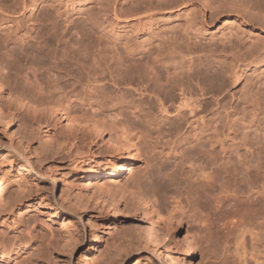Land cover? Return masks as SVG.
<instances>
[{
    "label": "rangeland",
    "instance_id": "rangeland-1",
    "mask_svg": "<svg viewBox=\"0 0 264 264\" xmlns=\"http://www.w3.org/2000/svg\"><path fill=\"white\" fill-rule=\"evenodd\" d=\"M2 1L17 9V14L9 18L0 14V64L5 65L6 57H10L14 74L5 78L6 89L15 87L17 80L24 93H30L23 78L29 67L48 84L69 70H74L75 76L81 74L85 81L87 73L98 66H93L84 55L79 56L77 48L68 43L76 40V36L83 45L116 49L122 55L126 54L127 46L132 47L142 52L136 51L135 58L160 50L163 55L172 56L171 69L183 61L180 53L192 48L197 69L191 76V87L199 91L208 89L200 92L208 93V97H199V106L193 113L182 111L185 115L182 125L191 143L178 141L174 136L164 140L165 151L169 153L166 158L170 161L162 166L150 165L146 154L126 166L128 156L108 155L101 140L92 146L87 142L67 143L66 121L47 120L3 95L4 99L0 98V235L26 238L27 248L21 255L23 264H112L115 261L176 264L179 254L172 233L166 234L156 214L145 212L132 201L127 206L112 203L99 191V185L106 182V175L111 172L106 167L119 164L125 170L108 179L116 180L119 186H132L153 175L160 184H172L173 173L183 168L190 172L187 158L204 142L205 150L210 152L208 161L218 162L215 170L222 174L221 184L231 187L229 194L245 202L238 207L240 213H225L223 218L241 219L248 246L264 248V0H227L231 6L224 3L213 22L209 21V11L204 13L189 4L183 6L181 0H152L161 6L146 23L127 21L122 16L117 20L114 9L125 14L148 5L151 0ZM22 2L26 5H21ZM234 2L236 7L238 2H250L255 8L254 19L246 16L241 19L240 7L236 10ZM204 15L208 25L202 27L199 21ZM40 34L47 38L45 46L41 44ZM83 35H90V40L82 39ZM255 39L263 64H241L239 60L254 50L251 42ZM235 46L241 47L242 52L231 51ZM101 63L110 66V71L117 68L111 60ZM5 72V75L9 73ZM180 77L177 74L175 79ZM69 89L77 94L85 92V87L79 85ZM16 93L26 95L21 91ZM73 100L75 108L81 106L78 98ZM113 112L121 114L123 119L127 117L126 107H116ZM218 140L224 144L223 148ZM174 146L178 148L176 153ZM148 149L144 146V153ZM254 149L258 152L256 161L248 163ZM157 157L160 156H154ZM82 169L88 172L83 173ZM192 170L189 176L194 175L195 179L201 168ZM49 175L56 180L54 191ZM186 175L180 185H174L181 202L191 188ZM202 179L199 177L196 182ZM256 198L262 200L260 213L254 211L258 207L249 209L246 205L247 199ZM165 204L170 210L174 207L171 198ZM188 228L191 225L184 221L175 236L183 238ZM238 235L233 231L223 239L225 244L220 253L226 256V264H233ZM217 250L202 240L191 264H219L223 258L221 255L217 259L214 254ZM119 256H123L122 261ZM184 260L189 261L187 257Z\"/></svg>",
    "mask_w": 264,
    "mask_h": 264
},
{
    "label": "bare ground",
    "instance_id": "bare-ground-1",
    "mask_svg": "<svg viewBox=\"0 0 264 264\" xmlns=\"http://www.w3.org/2000/svg\"><path fill=\"white\" fill-rule=\"evenodd\" d=\"M149 2L148 5L130 10L125 14L122 10L115 8L114 16L118 18L117 20L122 16L127 21L146 23L150 20L152 13L161 6V4H153L152 0ZM226 2L227 0H181L183 6L189 4L204 13L209 11L210 22H213L217 10L228 4ZM239 3H237L238 7L235 3V7L236 10L240 7L241 19L244 20L245 16L254 19L255 8L253 9L249 5L250 2H248L249 4L242 2L240 5ZM22 4L26 5L24 2ZM0 14L9 18L11 15L17 14V9L0 0ZM206 16L200 18L199 22L202 27L208 25ZM89 36L83 35L82 39L88 37L90 40ZM39 39H42L41 44L45 46L47 38L40 34ZM75 39L73 42L68 41L71 47L77 48L78 55H84L93 63V66H98L95 70L87 73L88 78L85 81L84 78H81V74L80 77L75 76L72 74L75 71L69 70L65 76H60L54 83L48 84L39 77L37 71L29 67L23 78L29 86L30 93H24L20 82L17 80H14L15 87L11 88L12 85L6 89L8 85L5 78L14 75L10 57H6L5 65L0 64V98L4 99L5 97L9 101L23 106V108L26 107L32 113L42 115L47 120L66 121L67 143L80 145L87 142L89 146H92L95 141L101 140L107 146L106 153L108 155L128 156L126 166L135 163L145 154L150 165L157 163L158 166H162L169 163L170 160L166 158L169 153L165 151L164 140L173 136L178 141L191 143V139L185 135L182 125L185 117L182 111L187 109L189 113H193L199 106V97H208V93H200L205 92V90L207 92L208 89H200L199 91L191 87V76L196 73L197 69L196 58L192 57V48L186 53H180L183 55V61L174 64L171 69L172 56L163 55L160 50L151 51L146 56L135 58V55L141 51L132 50V47L129 46L125 49L126 54L122 55L116 49L108 47L100 49L93 44L83 45L77 36ZM257 42V39L251 42L254 50L251 49L253 50L251 53L248 52L247 56L239 60L241 64L247 62H252L253 66L263 64V61L259 60L261 54ZM136 51L138 53H135ZM231 51L239 53L242 52V48L235 46L231 48ZM102 60L103 62L104 60L116 62L117 68L110 71V66L106 63L100 64ZM257 60L259 61L256 62ZM75 64H78V60ZM5 71L9 73L5 75ZM177 74L181 77L175 79ZM76 85L85 87V92L77 94L75 90L69 89ZM15 90L26 95H18ZM177 92L179 95H176ZM83 94L84 98H81ZM74 97L82 103L78 108L73 106ZM211 98L212 100L215 99L214 96ZM119 106L126 107L127 117L124 119L121 118V114L113 112ZM217 142L223 148L224 144L219 140ZM205 143L201 144L200 149L187 158L190 172H194L193 167L201 168L200 173L198 172L196 175L197 178L203 177L199 183L196 182L197 178H193L194 175L189 176L190 172L183 168L181 171L173 173L172 184H160L156 180V175L155 177L153 175L132 186H119L120 184L116 180L108 179L113 174L120 175L125 170V166L119 164L115 167L110 161L109 164L113 167H106V170L111 172L106 175V182L99 185V191L116 205L127 206L128 201H132L134 204L140 205L145 212L155 213L157 222L166 234L172 233L171 239L176 254H179L176 264H191L195 249L199 247L202 240L209 242L215 249H218L214 251L218 259L222 255L220 252H222V247L225 244L223 239L233 231L239 233L235 252L232 253L233 264H262L264 263V248L254 244L248 246L242 233L244 227L241 219L235 218L236 220L225 221L223 218L225 213H240L242 210L238 207L244 205L245 202L239 196L229 194L231 187L221 184L222 174L220 175L215 170L218 162L208 161L210 152L205 150ZM207 144L210 145L211 142L207 141ZM144 146L149 148L146 153H144ZM173 150L176 153L178 151L177 146H174ZM257 153V150L254 149L247 162L254 164ZM157 155L160 157L154 158ZM82 170L83 173L88 172ZM185 174H187L186 179L191 188L186 192L184 205H182L183 202L179 201L178 196L175 195L174 185H180ZM48 177L51 182V190L54 191L57 185L55 177L52 175ZM169 198L173 199L174 203L171 210L165 204V200H169ZM261 204L260 198L246 200L249 209L259 208L254 209L258 213L262 208ZM244 210L246 209L243 208ZM184 221H187L191 228H188L187 234L183 238L175 236L181 231ZM18 236L2 238L4 236L0 235V264H23L21 255L27 248L25 247L26 238ZM131 254L136 256L135 252H131ZM180 256L182 257L181 260H179ZM119 257V261H122L123 256ZM186 257L189 259L188 262L184 260ZM221 258L223 260L219 264H226V256L223 254ZM118 263L115 261L112 264Z\"/></svg>",
    "mask_w": 264,
    "mask_h": 264
}]
</instances>
